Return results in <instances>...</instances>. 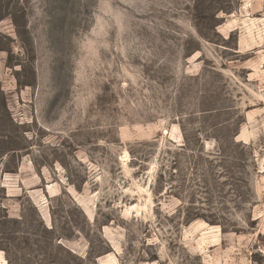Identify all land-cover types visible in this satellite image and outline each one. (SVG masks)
<instances>
[{
  "label": "rangeland",
  "instance_id": "374dc122",
  "mask_svg": "<svg viewBox=\"0 0 264 264\" xmlns=\"http://www.w3.org/2000/svg\"><path fill=\"white\" fill-rule=\"evenodd\" d=\"M0 264H264V0H0Z\"/></svg>",
  "mask_w": 264,
  "mask_h": 264
}]
</instances>
